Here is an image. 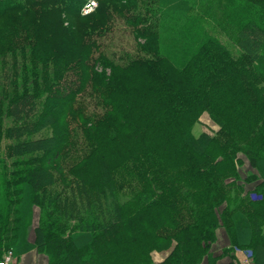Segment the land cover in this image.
<instances>
[{"label":"trees","instance_id":"obj_1","mask_svg":"<svg viewBox=\"0 0 264 264\" xmlns=\"http://www.w3.org/2000/svg\"><path fill=\"white\" fill-rule=\"evenodd\" d=\"M134 1L0 0V261L214 264L222 227L225 254L264 264V0H183L187 27L196 1L220 13L214 33L169 54L135 28L150 54L120 63L99 41ZM203 112L212 134L193 133Z\"/></svg>","mask_w":264,"mask_h":264},{"label":"rangeland","instance_id":"obj_2","mask_svg":"<svg viewBox=\"0 0 264 264\" xmlns=\"http://www.w3.org/2000/svg\"><path fill=\"white\" fill-rule=\"evenodd\" d=\"M94 1L97 6V0ZM201 2L202 1H196L194 3L195 7H193L191 12L197 20L200 19L199 16L202 17L199 22L200 24L198 23L195 27H192L195 25L194 23L192 26L187 27L188 21L186 20V16L188 13L184 9L183 0H135L131 4L125 5L123 7L124 9H122L119 14H114L111 17L108 32L100 38V50L120 63H125L138 55L148 56L150 52L142 47V45H144V37L135 36V28H139L145 30L146 33L150 32L153 35L154 33L157 34L161 53H178L183 49L184 45L190 44L192 40L197 43L201 39H205L206 34L210 32L214 33V30H216L211 28V26L208 27L206 21L203 19H216L220 16V13L207 4L202 5L205 7L202 13V10L199 11V4ZM94 9L92 11H94ZM133 21H138L136 27ZM217 34L220 36V39H226L223 33L221 34V32L218 31ZM217 129V124L210 118L208 112H203L199 118V123L195 124L193 127V133L199 134L200 132H207L212 134ZM239 172L240 178H244L247 175L256 173V170L251 167L244 158L242 164L239 166ZM1 186L2 183L0 182V201L3 196ZM254 186L255 183L252 182L245 184L244 188L246 191L251 192ZM253 195L255 194L251 193V196ZM39 214L38 207H34L31 213H28L26 216L24 225L30 241L33 238V227L38 222ZM172 244H174V242H172ZM31 250L35 249H27L21 254H13L11 251L4 252L0 262L4 264H15L20 255L26 254ZM35 251L38 252L37 255L42 257V259L44 256L47 259V255L44 252Z\"/></svg>","mask_w":264,"mask_h":264},{"label":"crops","instance_id":"obj_3","mask_svg":"<svg viewBox=\"0 0 264 264\" xmlns=\"http://www.w3.org/2000/svg\"><path fill=\"white\" fill-rule=\"evenodd\" d=\"M253 197H257L256 195H253ZM230 246V240L229 237L225 231L224 228L220 227L218 228L216 232V240L213 243L212 249H211V256L215 258L214 264H228L232 260H234L237 264H251V261L248 257V253L246 250L243 249H234L230 255L225 254L223 251ZM172 247L161 250V251H153L151 253V258L154 263L161 262L170 252ZM38 252L35 250H31L30 252H27L26 254H22L18 257L15 264H46V257L42 259L39 255H37ZM40 257V258H39ZM202 264H210L207 260H204Z\"/></svg>","mask_w":264,"mask_h":264},{"label":"built area","instance_id":"obj_4","mask_svg":"<svg viewBox=\"0 0 264 264\" xmlns=\"http://www.w3.org/2000/svg\"><path fill=\"white\" fill-rule=\"evenodd\" d=\"M96 6V3L94 0H90L88 2H86L83 7H82V13L83 14H87L89 12H91ZM0 264H4L3 262H0Z\"/></svg>","mask_w":264,"mask_h":264}]
</instances>
